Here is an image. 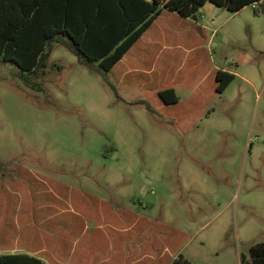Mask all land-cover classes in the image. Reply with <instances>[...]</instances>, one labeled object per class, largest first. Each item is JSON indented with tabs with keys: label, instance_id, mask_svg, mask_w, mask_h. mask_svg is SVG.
Masks as SVG:
<instances>
[{
	"label": "rangeland",
	"instance_id": "obj_1",
	"mask_svg": "<svg viewBox=\"0 0 264 264\" xmlns=\"http://www.w3.org/2000/svg\"><path fill=\"white\" fill-rule=\"evenodd\" d=\"M199 11L178 29L203 33L191 53L198 64L167 83L187 71L192 84L217 66L235 77L216 96L205 89L209 81L196 99L191 86L176 85L179 104L166 106L144 80L128 88L110 76L117 96L96 67L58 43L44 73L30 76L41 91L0 62V179L31 183L37 173L76 194L117 192L137 209L151 205L144 210L155 222L166 216L192 264H240L264 242V12L209 2ZM16 165L24 169L8 170Z\"/></svg>",
	"mask_w": 264,
	"mask_h": 264
},
{
	"label": "crops",
	"instance_id": "obj_2",
	"mask_svg": "<svg viewBox=\"0 0 264 264\" xmlns=\"http://www.w3.org/2000/svg\"><path fill=\"white\" fill-rule=\"evenodd\" d=\"M188 19L170 11L161 13L112 68L115 83L131 88L144 80L145 90L157 97L166 88L188 84V72L198 64L191 53L204 36L199 30H178ZM169 49L191 59L180 58L178 63V58L165 52ZM174 60L177 69L173 74ZM184 66L188 72L167 83L169 76L175 78ZM217 71L233 74L213 66L188 84L194 91L192 99L205 81H209L205 88L209 95L221 94L214 89ZM11 168L12 172L24 169L20 165ZM52 182L37 173L31 183L18 176L0 179V255L26 254L45 264H174L182 232L178 235V230H171L166 216L153 221L144 210L151 205L141 204L137 209L133 198L123 200L111 190H103L107 193L104 198L85 190L76 194ZM169 231L174 233L169 235Z\"/></svg>",
	"mask_w": 264,
	"mask_h": 264
},
{
	"label": "trees",
	"instance_id": "obj_3",
	"mask_svg": "<svg viewBox=\"0 0 264 264\" xmlns=\"http://www.w3.org/2000/svg\"><path fill=\"white\" fill-rule=\"evenodd\" d=\"M236 13L264 0H0V62L16 67V76L35 91L30 76L43 74L54 43L70 51L78 62L96 67L108 82L114 65L164 11L194 17L205 3ZM234 75L217 71L215 92L222 93ZM109 83V82H108ZM114 93L116 88L109 83ZM118 96V95H117ZM165 105L177 103L174 89L158 93ZM144 102H140L143 104ZM147 109L150 106L146 105ZM264 264V242L248 249L240 264ZM0 264H45L26 254L0 255ZM174 264H192L178 255Z\"/></svg>",
	"mask_w": 264,
	"mask_h": 264
}]
</instances>
